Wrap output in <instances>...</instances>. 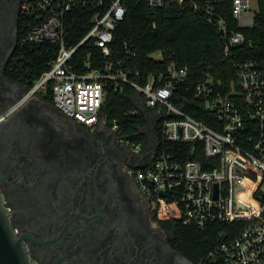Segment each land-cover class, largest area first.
<instances>
[{
    "label": "built area",
    "instance_id": "obj_1",
    "mask_svg": "<svg viewBox=\"0 0 264 264\" xmlns=\"http://www.w3.org/2000/svg\"><path fill=\"white\" fill-rule=\"evenodd\" d=\"M147 2L160 7L166 0ZM200 7L195 4L196 9ZM251 8V0H233V16L240 26L241 21H250L242 17ZM20 9L28 19L22 43L48 42L58 49L49 69L11 110L25 99L51 92L53 105L64 115L93 126L106 118L102 107L107 85H132L160 122L164 144L160 149L158 145L149 163L131 170L142 194L168 203L181 216L183 225L205 229L214 223L240 224L234 235H221L222 240L208 251L203 264H257L264 260V59L246 58L235 63L237 87L225 90L212 76L200 82L195 89L197 104L210 116L196 118L174 102L179 87L189 79L187 66L172 62L165 72L151 75L145 83L131 80L120 62L110 60L101 68L92 67L87 60L86 71L73 70L77 51L89 41L103 57L111 56L114 30L126 14L122 0H21ZM81 10L91 11L93 26L79 42L68 43L67 21L71 13ZM208 12L212 14L211 7ZM218 23L226 40V56L247 43L243 32L228 31L223 19ZM112 125L120 131L116 121ZM126 141L136 152L144 148L142 141ZM186 143L196 144L194 153L201 146L202 158L185 159L168 146Z\"/></svg>",
    "mask_w": 264,
    "mask_h": 264
},
{
    "label": "flooded vegetation",
    "instance_id": "obj_2",
    "mask_svg": "<svg viewBox=\"0 0 264 264\" xmlns=\"http://www.w3.org/2000/svg\"><path fill=\"white\" fill-rule=\"evenodd\" d=\"M20 6L0 0V190L34 263L203 264L173 246L172 230L131 172L154 158L150 110L141 111L140 152L107 118L82 125L39 95L11 110L28 89L11 74Z\"/></svg>",
    "mask_w": 264,
    "mask_h": 264
},
{
    "label": "trees",
    "instance_id": "obj_3",
    "mask_svg": "<svg viewBox=\"0 0 264 264\" xmlns=\"http://www.w3.org/2000/svg\"><path fill=\"white\" fill-rule=\"evenodd\" d=\"M112 1L105 0L107 3ZM256 1L258 7L253 25L245 27L240 26L233 16V0H166L160 7H151L147 0H122L126 14L114 30L111 56L103 57L99 48L89 41L77 51L73 70L86 71L87 60H91L92 67L98 68L104 66L105 60H110L120 62L131 80L145 83L151 75L165 72L172 62L187 66L189 79L179 87L174 102L192 116L208 119L209 111L197 104L196 86L212 76L221 82L225 90L233 85L237 87L235 63L246 58L264 59V0ZM195 4L200 5V9H196ZM209 7L212 14L208 12ZM89 15V10L71 13L66 28L68 43L79 42L93 26ZM220 19L224 20L228 31H241L247 40L244 45L233 48L229 56L224 52L226 40L218 23ZM27 30L28 19L22 15L15 53L17 61L11 66V74L30 88L49 69L48 63L55 58L58 47L48 42L22 43ZM157 51L162 52L161 59L152 56ZM136 95V89L130 84L110 82L102 112L110 123L117 122L126 139L142 141L145 146L146 138L141 128L147 125V119L135 103ZM43 98L53 104L51 92ZM134 110L139 112L132 113ZM160 126L158 122L159 149L164 145ZM168 146L171 151L181 152L185 159H201L203 155L201 146L194 153V143ZM151 203L158 210L161 223L172 230L173 246L195 263H203L208 251L222 240L224 232L230 236L240 229L239 223H214L205 229L183 225L181 216L168 203L155 199Z\"/></svg>",
    "mask_w": 264,
    "mask_h": 264
},
{
    "label": "water",
    "instance_id": "obj_4",
    "mask_svg": "<svg viewBox=\"0 0 264 264\" xmlns=\"http://www.w3.org/2000/svg\"><path fill=\"white\" fill-rule=\"evenodd\" d=\"M137 107L145 113L148 108L144 104L140 94L135 97ZM74 120V119H73ZM159 145V137H156V150ZM155 155V154H154ZM1 182V179H0ZM165 195V192L163 193ZM0 264H35L32 260L23 236L14 228L10 213L5 204L4 196L0 190Z\"/></svg>",
    "mask_w": 264,
    "mask_h": 264
},
{
    "label": "rangeland",
    "instance_id": "obj_5",
    "mask_svg": "<svg viewBox=\"0 0 264 264\" xmlns=\"http://www.w3.org/2000/svg\"><path fill=\"white\" fill-rule=\"evenodd\" d=\"M251 5H252V8L250 11L248 12H244L243 14V19L245 18H249L250 21L249 22H242L241 21V25L242 26H245V27H250L253 25V20H254V16H255V12L257 10V1L256 0H251ZM154 58L156 59H161L162 58V52L161 51H157L155 52L153 55H152Z\"/></svg>",
    "mask_w": 264,
    "mask_h": 264
},
{
    "label": "crops",
    "instance_id": "obj_6",
    "mask_svg": "<svg viewBox=\"0 0 264 264\" xmlns=\"http://www.w3.org/2000/svg\"><path fill=\"white\" fill-rule=\"evenodd\" d=\"M60 111V110H59ZM61 112V111H60Z\"/></svg>",
    "mask_w": 264,
    "mask_h": 264
}]
</instances>
